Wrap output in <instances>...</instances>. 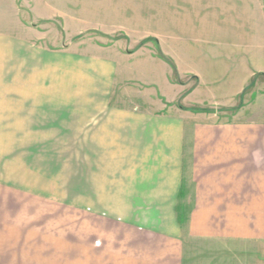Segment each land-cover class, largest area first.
I'll return each mask as SVG.
<instances>
[{"label":"crops","instance_id":"1","mask_svg":"<svg viewBox=\"0 0 264 264\" xmlns=\"http://www.w3.org/2000/svg\"><path fill=\"white\" fill-rule=\"evenodd\" d=\"M26 2L0 0V42L62 57L82 80L76 95L33 98L15 75L20 100L0 120L69 148L55 181L77 185L79 264H188L185 238L222 244L206 264H264V0ZM176 76L193 79L189 92ZM133 80L148 88L144 107L123 100ZM251 82L253 122L243 110L186 118L176 104L232 107ZM0 208L15 226L0 227V249H17L21 203L5 195Z\"/></svg>","mask_w":264,"mask_h":264},{"label":"rangeland","instance_id":"2","mask_svg":"<svg viewBox=\"0 0 264 264\" xmlns=\"http://www.w3.org/2000/svg\"><path fill=\"white\" fill-rule=\"evenodd\" d=\"M26 3L31 5V0ZM127 59L135 61L138 57ZM65 63L62 57H16L11 42H0V84L4 86L9 84L0 89V95L2 94L0 100H5L4 105L0 104V109L14 113L15 102L20 100L14 92L15 85L18 86L16 82L18 78L22 81L23 91L28 92L29 97L62 98L66 95L65 90L70 91L71 96L76 95L82 76L76 72H65L64 70L69 68L64 67ZM174 80L186 84L185 92H189L194 85L191 78L180 79L176 76ZM132 84L128 86L133 87H127L128 97L127 99L123 97L124 102L129 101L135 108L139 105L146 106L150 101L146 84L135 80ZM50 89L54 91L52 95L47 93ZM26 97L28 96L24 95V98ZM254 97V86L251 82L241 93L240 98L238 97V103L232 107L198 108L180 103L181 100L176 104L183 109L186 118L196 109H204L205 112L213 111L219 119L238 121L241 120L240 116L243 117L239 115V111L243 110L245 122H253L248 119L254 117ZM115 99L119 101L121 97L115 93ZM1 117L0 114V119ZM14 123L0 120V199L13 194L21 203L15 224L22 230V239L17 249H0V264H79L77 185L70 188L56 183L62 181L64 167L68 165L71 154L69 148L40 147V140H46V136L40 137L35 134L16 137ZM3 124L7 125L5 135L1 130ZM75 154L77 155V151ZM0 217L3 220L0 222L1 230H7L5 232L7 236L10 235L9 232L14 233L15 226L8 224V222L13 224L14 219L10 221L5 212ZM3 235L0 233V245L3 243ZM185 242V258L188 264H206L213 257L222 256L217 251L223 247L220 243L189 238H185Z\"/></svg>","mask_w":264,"mask_h":264}]
</instances>
